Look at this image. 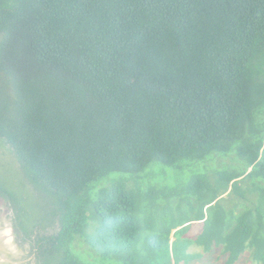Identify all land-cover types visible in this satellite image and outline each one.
I'll use <instances>...</instances> for the list:
<instances>
[{
  "label": "trees",
  "instance_id": "16d2710c",
  "mask_svg": "<svg viewBox=\"0 0 264 264\" xmlns=\"http://www.w3.org/2000/svg\"><path fill=\"white\" fill-rule=\"evenodd\" d=\"M0 140L53 208L37 236L0 184L34 264H88L77 238L113 264H264V0H0ZM153 161L216 166L91 186Z\"/></svg>",
  "mask_w": 264,
  "mask_h": 264
},
{
  "label": "rangeland",
  "instance_id": "374dc122",
  "mask_svg": "<svg viewBox=\"0 0 264 264\" xmlns=\"http://www.w3.org/2000/svg\"><path fill=\"white\" fill-rule=\"evenodd\" d=\"M236 159V154L233 151L228 152V155ZM13 153L11 150L3 145V142L0 140V184L4 188L10 189L13 192V195L19 200L18 204L23 208L24 218L22 219L28 228L35 230L39 234H51L56 231V225H52L51 218L52 216L44 213L46 209H53L51 205L46 204L47 199H42V194L35 188V186L30 182L26 176L24 170L15 163L13 159ZM226 163L222 165V168L228 166H233L235 164L228 163L229 159H224ZM232 163L234 161H231ZM14 169H12V167ZM215 162H190L184 161L180 163L179 167L166 166L158 162H151L145 168L144 171L140 172L137 175H132L125 172L114 171L108 174L107 176L94 181L91 186L102 187L109 185L111 181L115 179H122L125 181L127 186L135 188L138 187L141 190H146L150 187L155 192L164 191L165 193L169 192L170 187L180 188L183 186L189 178L195 174L210 172L214 168ZM236 167H240L235 165ZM18 188V189H17ZM152 193V192H151ZM179 196L186 199L184 194ZM5 197V196H4ZM6 202L9 206L8 219L10 220L11 225L15 224L13 220L14 209L11 202L5 197ZM157 199H166L162 195H159ZM230 200L231 205L234 201L237 203H250V199H228ZM42 218V220H41ZM21 219V217H20ZM31 223L28 224V221ZM34 222V223H33ZM91 228H89L90 230ZM172 238V234H171ZM17 240L20 244V239ZM32 240L30 238H25L21 243L22 253L20 254V264H34L35 258L32 255ZM33 243V242H32ZM31 244V245H30ZM74 253L85 263L88 264H113L112 260H103L98 256L97 253L92 250L86 241V239L77 238L73 242ZM190 253L199 252L203 253L202 248L196 245H191L188 248ZM219 253L218 250L214 249L212 253H204L202 256L192 260V264H221L225 257H220L216 259V255ZM250 256H248V250H246L242 256L235 262V264H254L250 261Z\"/></svg>",
  "mask_w": 264,
  "mask_h": 264
},
{
  "label": "water",
  "instance_id": "95a60500",
  "mask_svg": "<svg viewBox=\"0 0 264 264\" xmlns=\"http://www.w3.org/2000/svg\"><path fill=\"white\" fill-rule=\"evenodd\" d=\"M13 159L20 169L18 160L15 157ZM12 169L14 168L12 167ZM6 190L12 192L8 188ZM8 213L9 206L5 197L0 194V264H20L19 256L22 253V248L17 240L14 225L12 226L8 219Z\"/></svg>",
  "mask_w": 264,
  "mask_h": 264
}]
</instances>
